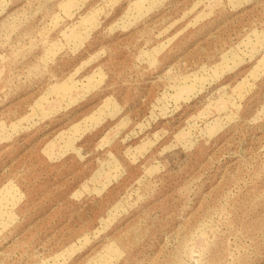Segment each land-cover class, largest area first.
Returning a JSON list of instances; mask_svg holds the SVG:
<instances>
[{
    "label": "rangeland",
    "instance_id": "obj_1",
    "mask_svg": "<svg viewBox=\"0 0 264 264\" xmlns=\"http://www.w3.org/2000/svg\"><path fill=\"white\" fill-rule=\"evenodd\" d=\"M0 264H264V0H0Z\"/></svg>",
    "mask_w": 264,
    "mask_h": 264
}]
</instances>
